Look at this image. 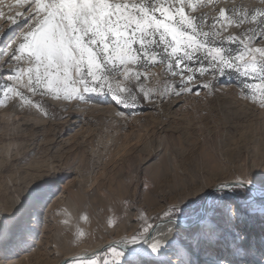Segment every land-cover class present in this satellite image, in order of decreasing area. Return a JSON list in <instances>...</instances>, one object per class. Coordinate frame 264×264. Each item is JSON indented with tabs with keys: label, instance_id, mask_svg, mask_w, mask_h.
I'll use <instances>...</instances> for the list:
<instances>
[{
	"label": "rangeland",
	"instance_id": "rangeland-1",
	"mask_svg": "<svg viewBox=\"0 0 264 264\" xmlns=\"http://www.w3.org/2000/svg\"><path fill=\"white\" fill-rule=\"evenodd\" d=\"M195 3L194 14L206 15V25L220 8H264L262 0ZM24 7L0 0V33L13 27L0 39V47L14 37L11 19ZM216 27L222 36L237 31L227 21ZM157 81L163 88L167 77L146 83L157 86ZM220 83L198 96L137 108L127 120L115 116L110 97L104 96L93 95L79 105L46 97V114L0 103V213L13 223L7 241L0 244V264H62L73 257L60 261L65 244L69 251L97 241L112 244L122 237L118 227L126 219V234L145 223L168 220V206L198 186L191 171L212 186L236 179L243 170L252 171L254 194L251 189L224 199L213 194L202 214L210 190L202 192L183 205L169 238L173 253L190 249L181 259L196 264H217L221 258L229 264H264V169L259 168L264 162V108L243 98L235 77H222ZM210 147L215 159L207 156ZM168 160L183 174V183L176 185L178 180L164 168ZM159 166L164 170L156 175ZM67 199L73 210L62 209L61 201ZM126 200L136 212H125ZM141 209L149 219L141 216ZM110 251L83 254L111 260Z\"/></svg>",
	"mask_w": 264,
	"mask_h": 264
},
{
	"label": "snow or ice",
	"instance_id": "snow-or-ice-1",
	"mask_svg": "<svg viewBox=\"0 0 264 264\" xmlns=\"http://www.w3.org/2000/svg\"><path fill=\"white\" fill-rule=\"evenodd\" d=\"M16 3L26 7L11 19L14 37L0 47V103L12 110L35 108L46 114V97L79 105L95 95L110 97L115 116L127 120L148 104L214 91L222 77H235L243 98L264 108V8H220L219 16L206 25V15L194 14L198 12L195 0ZM186 8L193 11L186 14ZM224 21L235 26V34L221 35L216 25ZM12 28L0 33V39ZM157 76L167 77L163 88L158 86L160 81L157 86L146 83ZM259 168L264 169V162ZM260 180L264 190V177ZM197 183L189 187L187 197L168 206L164 216L169 224L179 223L188 199L209 190L224 199L252 189L254 177L251 170H243L236 179L218 185ZM125 202V212L137 211L131 200ZM140 214L149 219L146 209ZM108 223L116 226L113 219ZM156 229L145 223L125 236L118 248L110 245L111 260L80 257L72 258V264H196L181 259L190 249L173 253V241L166 232L156 235ZM138 243L145 247H135ZM217 264L229 261L221 258Z\"/></svg>",
	"mask_w": 264,
	"mask_h": 264
},
{
	"label": "bare ground",
	"instance_id": "bare-ground-1",
	"mask_svg": "<svg viewBox=\"0 0 264 264\" xmlns=\"http://www.w3.org/2000/svg\"><path fill=\"white\" fill-rule=\"evenodd\" d=\"M13 4H15L16 3V0H10ZM10 4H8V6H9ZM211 148V147H210ZM212 153H213V149L211 148V151H210V154H208L207 153V156H212V159L214 158L215 159V157H214V155H212ZM211 159V160H212ZM214 162V161H213ZM163 166V165H162ZM162 166H159V167H157V169H156V175L158 174V175H160L162 172H163V170H164V168H167V171H169V173L170 174H172L173 175V177H174V179L175 180H178L177 182H176V185H179V184H181V183H183L184 181H183V174H181L180 172H178V170H176V167H175V163L173 162V161H170V160H168V164L164 167V168H162ZM154 172V173H155ZM190 175H191V177H192V180H197L200 184H205V185H208V183L203 179V178H200L194 171H191V173H190ZM252 190V189H251ZM250 190V192L251 193H255L256 192V190H252L251 191ZM258 191V190H257ZM208 192V191H207ZM207 192H205V193H207ZM209 194V193H208ZM187 197V196H186ZM192 199H194V197H192V198H190V199H188V200H192ZM62 202V209H64L65 211H67V210H69L70 209V207H71V201H70V199H67V201H61ZM164 204V203H163ZM72 209V208H71ZM70 209V210H71ZM73 210V209H72ZM35 214H36V212H35ZM72 216V215H71ZM33 220H34V218H33ZM32 220V221H33ZM11 223L12 222H10V220L9 219H7V217H5L3 214H1L0 213V244H2L5 240H6V238H7V236L9 235V234H11ZM13 224V223H12ZM128 224H129V220H124L123 221V223L118 227V231L121 233L122 232V237H119V241H118V239H114L113 241H116V242H113V243H115L117 246H119V244L121 243V241H123V239H124V237L125 236H131L132 234H126V229H127V227L126 226H128ZM174 225L175 224H169V223H165V224H162V225H160L157 229H156V235H159L160 234V232H166V238H168V239H170L169 237V234L171 233V231H172V229L174 228ZM168 229H170L171 231L170 232H168L167 230ZM71 237V236H70ZM70 237H67V238H70ZM71 239V238H70ZM66 240V239H65ZM7 241V240H6ZM109 242H104V241H97L96 243H93V244H89V245H84V246H82V247H80L79 249H75L76 251H69L68 250V246H67V244H65V246L62 248V250H65L66 252H65V257L64 258H62L60 261H62V260H64V259H66V258H68V257H71V256H77V255H79V254H83V253H85V254H98L100 251H101V249L104 247V246H106L105 244H108ZM9 244V243H8ZM130 247H132V246H130ZM135 247H137V248H144L145 246L143 245V243H138L137 245H135ZM2 250H3V248H2Z\"/></svg>",
	"mask_w": 264,
	"mask_h": 264
},
{
	"label": "water",
	"instance_id": "water-1",
	"mask_svg": "<svg viewBox=\"0 0 264 264\" xmlns=\"http://www.w3.org/2000/svg\"><path fill=\"white\" fill-rule=\"evenodd\" d=\"M250 190V189H249ZM213 194H212V192L210 191L209 192V194H207L206 196H205V199H204V201H203V204H202V207H201V212H202V214L205 212V210H206V208H207V205H208V202H209V200H210V198H211V196H212ZM199 220V219H198ZM165 223H168V220H166V221H162V222H159V223H157L156 224V226H157V228L160 226V225H162V224H165ZM113 246V247H117L118 248V246L115 244V243H112V244H107L106 246H104L102 249H101V251L102 250H104L105 248H107V247H109V246ZM91 255H85V254H79V255H77V256H73L72 258H80V257H90ZM72 258H69L67 261H72ZM65 262V261H64ZM64 262L62 263V264H64Z\"/></svg>",
	"mask_w": 264,
	"mask_h": 264
}]
</instances>
